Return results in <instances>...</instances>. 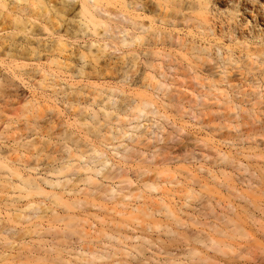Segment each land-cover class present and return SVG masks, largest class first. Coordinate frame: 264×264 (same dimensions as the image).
<instances>
[{
    "label": "bare ground",
    "instance_id": "obj_1",
    "mask_svg": "<svg viewBox=\"0 0 264 264\" xmlns=\"http://www.w3.org/2000/svg\"><path fill=\"white\" fill-rule=\"evenodd\" d=\"M248 4V0H0V57L4 58L0 59V104L10 101L19 106L15 119L0 131V142L7 139L8 131L13 139L12 145L0 146V264H204L210 259L208 252L242 255L224 239H250L246 219L232 204L221 206L215 196L224 192L253 205L248 194H257L258 188L264 195V150L250 149L253 152L247 155L261 164L253 188L251 180L243 177L254 176L248 164L220 146L233 147L237 137L219 131L245 127L250 133L246 138H255V131L262 130L254 128L259 122L254 107L259 102L248 101L249 108L221 102L219 89L201 83L206 79L200 70L212 61V50L221 51L212 37H238L240 23L260 16ZM114 30L124 33V38L116 42ZM190 35L196 41L189 42ZM107 44L123 56L112 61ZM173 52L186 62V74L168 67L173 74L167 80L163 69ZM262 52L263 47L246 56L249 70L258 67L250 58L264 56ZM230 58L223 61L230 65ZM42 61L75 75L79 87L59 77V83L50 86L51 104L19 98L16 89L11 90L12 82L28 86V63L38 64L39 88L46 87L49 75L39 64ZM139 63L145 69L131 84L135 90H127L122 82L135 74ZM111 64L120 65L123 74L116 79L120 82L98 83L113 80ZM260 64L264 66L263 61ZM172 82L185 91L189 88L184 84L195 82V87L207 90L202 102L213 95L223 113L234 120L232 125L227 114H219L223 122L218 124L208 119L212 139L219 143L200 151L202 160L216 167L215 174L207 171L211 179L200 176L202 165L194 171L183 166L182 149H175L182 142L178 137L182 127L164 136L163 123L169 116L192 115L191 110L184 112L185 98ZM145 102L154 108L142 109ZM11 123H22L21 129L9 130ZM130 125L132 131L127 129ZM153 125L159 131L153 133L154 141L166 144L156 152L145 151L140 147L151 140L145 132ZM141 126L143 131L137 133ZM129 132L131 144L123 145ZM116 149L111 156L109 152ZM116 156L117 164L108 166ZM123 164L132 166L130 174L120 167ZM244 183L245 188H237ZM154 192L158 194L146 202ZM127 199L140 203L128 204ZM194 203L201 206L197 212ZM217 208L227 213L219 214ZM195 213L214 222H201ZM197 227L202 229L194 232ZM152 235L160 244L190 247L172 254L162 245L155 246ZM155 248L166 258L157 261L152 256Z\"/></svg>",
    "mask_w": 264,
    "mask_h": 264
},
{
    "label": "rangeland",
    "instance_id": "obj_2",
    "mask_svg": "<svg viewBox=\"0 0 264 264\" xmlns=\"http://www.w3.org/2000/svg\"><path fill=\"white\" fill-rule=\"evenodd\" d=\"M248 5L252 6L253 8H256L258 12L260 13V16L257 18H248L247 23L241 24V27H239V33L240 35L238 37H229L227 35H221L212 37L211 39L215 40V43L218 45V47L221 48V51H219L218 54L213 53L214 50H212V61L204 64L201 67L200 75L201 78L206 79L204 82H201L204 85H214L215 88L219 89L221 94V102L228 100L230 102H233V104H236L237 106H241L242 108H249L248 101L249 102H259V105L255 106L254 108L258 112L257 116L259 119V122L255 123L254 128H262L261 132L260 130H256L255 133L252 135L254 136L257 134V136L251 140L247 139V135L250 133H247V128H236L233 127L230 129H223L219 132L225 133L230 132V134L233 136L235 135L237 138L235 139V145L233 147H228L230 143L226 145H220L222 149L231 151L232 156L236 159L241 160L243 163L248 164V170L250 172H254V176L250 177L247 173L243 174L244 180H251L252 187H255V176L256 171L258 167L261 165L258 161H254L252 159H248L247 155L251 154L253 150H264V139L262 136H264V66H261V61L264 62V56H255L251 57L250 60L257 63V68H252V70H249L250 67L247 66L249 63L247 55H251L253 52V49L262 48L263 47V54H264V0H248ZM249 7V6H248ZM229 10V9H228ZM240 19V17H237ZM181 27H179L180 29ZM124 33L120 32L119 30H114V39L116 42L119 41V38H124ZM190 42L192 39V35L187 38ZM196 41V39H194ZM228 48V49H227ZM109 52L110 59L112 61H115L117 58L123 56L121 50H116L113 45L107 44L106 48ZM125 49V48H123ZM230 55L231 62L230 65L227 62H224L223 59L227 58V56ZM140 58L143 59V56ZM0 59H4L0 57ZM170 62H167V64L164 65L163 72L167 76V80L170 79V76L173 74L172 69L170 68L168 70V67H174L176 68L178 74H186L185 67L186 62L183 61L178 53L173 52L171 54V58L169 60ZM30 67L27 69L30 71L29 75V81L28 86L24 83L22 84L19 81L14 80L12 82V91H17L19 98H28L31 99L33 97L34 99H37L39 101L48 102L51 104V100L54 98V94H52V88L50 86H53L54 84H58L59 77L65 80L66 82L76 84V87H79L77 84L78 79H75V75H71L70 73H64L62 70H56V68L52 65H48L44 61L40 62L39 64H42L43 69L46 71V73L49 75L48 78H46L44 82L43 89L39 88V78L38 75L35 73L36 69H39L37 66L38 64L35 62L28 63ZM119 64H111L110 65V71L113 74V80L112 79H106L104 81H99L98 83H102L103 85H114L120 82L119 79L123 73H121ZM223 68L226 69V76L224 78L223 74ZM135 74L128 75L125 81L122 82V85L125 86V89L127 90H135V87H133L131 84L136 83L139 80V77L144 71V67L139 63ZM5 71L3 70L2 73ZM34 76L32 77V75ZM224 78V79H223ZM174 80V79H173ZM180 81L181 79H177ZM169 82V81H168ZM200 83V82H199ZM172 85L175 84L174 82L171 83ZM106 85V86H107ZM129 86V87H128ZM183 87H188V90H182L178 89L177 87H173L175 90H180L182 96L185 98V100L182 102L184 107L186 108L185 113L188 111H192L191 117H186L183 119H179L178 116L172 115L169 116V121L163 123L164 124V136L171 133L175 134V127L176 128H183V131L178 134V137L182 139V142L175 147V149L180 148L182 149L183 154L181 158L184 159L183 166L186 168H189L191 171H194L198 166L202 165L204 170L199 171L200 176L203 175L204 177H207L208 179H211L212 174H207L208 172H212L215 174L216 167L214 168V165L210 163V160L205 159L202 160L201 158V150L209 149L210 147L219 146V143H217V138L212 139V133L209 129H211L212 125L208 124V119H211L215 122V124L223 122V118L219 117V114H227V117L231 119V124L233 125L234 120L228 116L229 113H223L222 108L220 107V103H217L215 101V98L213 95H209L205 98V100L202 102V93L207 92V90H200L198 87H195V82H191L190 85H183ZM187 89V88H186ZM215 95H218L215 93ZM60 106V104H59ZM19 106H15L13 102L8 101V104H0V131L3 130L5 127V124H8L11 120H14L13 117L15 115V109H17ZM237 111H235L236 113ZM201 114H208V116H201ZM193 116V117H192ZM198 117V118H197ZM210 117V118H209ZM203 121V123L201 122ZM140 123L142 120L139 121ZM135 123V122H131ZM161 123V120L157 123L158 125ZM145 125H147L146 122H144ZM205 124L207 126H205ZM22 123H17L10 126L9 130H12L17 128V130L21 129ZM133 125H130L127 129L129 131L131 130V127ZM143 127L141 126L139 130H137V133L142 130ZM4 132V131H2ZM154 132H159L156 125L151 126V128L145 132L146 137L150 138L151 140L149 142H143L142 146L140 148L147 151L148 149L151 152H156L158 150H161V147L165 146L163 141L155 142L154 141ZM7 139L1 140L0 146H10L12 145V137H11V131L6 132ZM217 134V133H216ZM215 134V135H216ZM260 135V136H259ZM15 137V136H14ZM161 137V136H160ZM211 137V139H210ZM179 138L175 139L172 142H169L168 145H173L175 141H178ZM203 140V141H201ZM203 142H206L207 148H203ZM116 143V142H114ZM131 144L130 140V132L127 134L126 139L123 140V145ZM121 149V148H120ZM109 150V149H107ZM185 150V152H184ZM109 152V154L112 156L113 152ZM119 160V156H116L114 159L108 162V166L111 165V163L115 164ZM117 164V163H116ZM122 169L127 170V173H131V167L130 165H120ZM115 169V167H113ZM239 177V176H238ZM97 178H100V176H97ZM177 178L184 182V177L177 175ZM240 179V177H239ZM107 182V181H104ZM116 182V181H114ZM239 183V182H237ZM236 185V184H235ZM117 186V185H115ZM243 186L246 187V183L243 185L239 184L238 187ZM172 190H176L178 187H171ZM257 188V187H255ZM258 193L248 194V196L252 199L253 205H247L243 201L235 199L234 197L227 196L224 194V192L221 193L220 197L215 196L217 199H220L221 206H225L228 203L232 204L236 208V213L239 214L242 218V220L246 219L244 221V226L246 227L247 231L250 234V239L247 241L244 240H229L227 238L224 239L226 243H230L237 251L236 253L239 254L242 253L241 258L235 255H230L229 257H222L218 255H213L211 252H208L209 260L204 264H264V252H261V250H264V195L259 193V189L257 188ZM157 192L152 193L150 196L147 197L146 202H149L150 200H153L151 197L157 195ZM178 202V200L176 199ZM140 203L138 201L127 199L126 203ZM110 206V205H108ZM194 210L197 212L200 210L201 206L199 203H194L192 205ZM185 209V208H183ZM187 212H190V210H186ZM217 212L219 214H226V209L217 208ZM198 219H200L201 222H206L208 224H211L214 222L213 219L205 220V218L200 217L197 213ZM182 216V215H181ZM248 217H252L256 223L252 225V222ZM94 222H97V220L93 219ZM223 227V226H222ZM202 229V227L193 228V231L196 232L198 230ZM205 228H203L204 230ZM139 229L136 231L139 233ZM229 231V230H227ZM14 232V231H12ZM15 233V232H14ZM8 235L9 233H5ZM152 242L156 245H162L164 247V251H168L172 254L179 255L182 251L188 249L190 246L182 245L184 243H178V242H164L160 244L156 240V236L152 235L151 239ZM162 240H165L163 238ZM2 242H0V246H2ZM152 256L158 261L163 260L166 258L164 256L163 251L157 252V249H153ZM246 252H250L249 255L245 256ZM151 253V252H150ZM150 254H147V257ZM178 259H182V257H177ZM117 264V263H114Z\"/></svg>",
    "mask_w": 264,
    "mask_h": 264
},
{
    "label": "clouds",
    "instance_id": "obj_3",
    "mask_svg": "<svg viewBox=\"0 0 264 264\" xmlns=\"http://www.w3.org/2000/svg\"><path fill=\"white\" fill-rule=\"evenodd\" d=\"M161 87H162V85H161ZM141 108H142V109L154 108V105L151 104V103H149V102H145V103H143V104L141 105ZM141 114H143V113H141Z\"/></svg>",
    "mask_w": 264,
    "mask_h": 264
}]
</instances>
